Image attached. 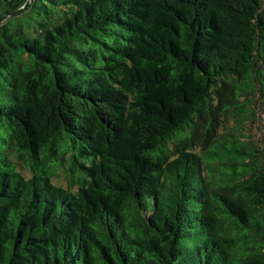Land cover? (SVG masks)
I'll return each mask as SVG.
<instances>
[{"label":"trees","instance_id":"1","mask_svg":"<svg viewBox=\"0 0 264 264\" xmlns=\"http://www.w3.org/2000/svg\"><path fill=\"white\" fill-rule=\"evenodd\" d=\"M24 2L0 264H264V0Z\"/></svg>","mask_w":264,"mask_h":264},{"label":"water","instance_id":"2","mask_svg":"<svg viewBox=\"0 0 264 264\" xmlns=\"http://www.w3.org/2000/svg\"><path fill=\"white\" fill-rule=\"evenodd\" d=\"M29 2H30V0H25V2H24V4H23L22 8L25 7ZM8 16H9V14H5L4 16H2V17L0 18V22L3 21L4 19H6Z\"/></svg>","mask_w":264,"mask_h":264},{"label":"rangeland","instance_id":"3","mask_svg":"<svg viewBox=\"0 0 264 264\" xmlns=\"http://www.w3.org/2000/svg\"><path fill=\"white\" fill-rule=\"evenodd\" d=\"M56 183H59V184H64V181H63L61 178H59V181H58V182H56Z\"/></svg>","mask_w":264,"mask_h":264}]
</instances>
